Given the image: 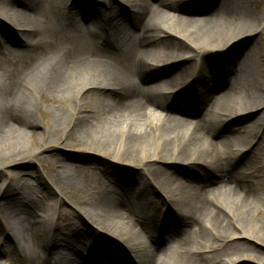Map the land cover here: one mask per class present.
Instances as JSON below:
<instances>
[{
    "label": "bare ground",
    "instance_id": "obj_1",
    "mask_svg": "<svg viewBox=\"0 0 264 264\" xmlns=\"http://www.w3.org/2000/svg\"><path fill=\"white\" fill-rule=\"evenodd\" d=\"M67 1L0 0V176L28 132L52 162L38 176L48 208L0 184V263L164 264L172 248L174 264H264V3L93 0L81 22ZM54 196L96 228L65 221Z\"/></svg>",
    "mask_w": 264,
    "mask_h": 264
},
{
    "label": "rangeland",
    "instance_id": "obj_2",
    "mask_svg": "<svg viewBox=\"0 0 264 264\" xmlns=\"http://www.w3.org/2000/svg\"><path fill=\"white\" fill-rule=\"evenodd\" d=\"M92 1L93 0H79V1L77 0L78 4H76L75 2H72V0H68L67 2L68 3L72 2L73 4L71 6V10L73 11V13H75V12L78 13L79 11H81L83 9H86L87 8L86 5L89 4ZM150 1L156 2L157 0H150ZM118 3L119 4L121 3V5L124 6V4L127 3V2L125 0H117L116 4H118ZM263 3H264V0H261L260 3H257V5H256V9L258 10L259 13H261V11H262V6H263L262 4ZM187 6H189V5H187ZM195 6L196 5H194L193 8H195ZM199 7L202 8V6H199ZM200 8L198 10H192V9L188 8L190 11L189 12L188 11H184L185 15H187V16L189 15V16H192V17H202L205 14L209 13L208 9H204V8L200 9ZM76 17L81 19V16H80L79 13H78V15ZM0 20H1V22L5 23V24L10 25L2 16L0 17ZM81 22H83V21L81 20ZM172 25H173L172 27L176 31L177 30H181L182 31L184 29V26H182V24H176L175 23V24H172ZM263 25H264V21H263V24H261L259 29H261L263 27ZM103 30L105 31L106 34H109V32H110V29H109L108 26L105 27V29H103ZM14 32H16L15 28H14ZM1 42L4 43V41H1ZM17 42H18V40L15 41L14 43H17ZM255 42L261 48V50L264 52V38H263V40L262 39H259L258 41L255 40ZM239 44H240V46L242 48L246 47V45H247V43L244 42V41H240ZM223 50L224 49H220V52L222 53ZM220 52H218L217 54H221ZM217 54H207L206 58H207V60H212V62H213L214 61L213 59H215V56ZM181 61L182 60H180V59H174L172 61H168V62L160 65L159 69L162 72V76H160L159 78H154V79L150 80V82H148V83L156 82V81H159V80H167L172 75V73H174L173 71H175L176 68H179L182 65ZM263 63H264V60H263ZM177 84L178 83H174L173 85H168L166 87L164 86L165 92L170 93V92L176 91L177 88L179 87ZM189 90H190V88H189ZM95 98H96V96H94V93H90L89 96L84 98V101L88 105V104L92 103L95 100ZM37 99L40 100L39 97H37ZM40 101L42 103L41 104L42 108L45 109V103L42 102V100H40ZM194 111H192V112H194ZM242 114H244V113H242ZM190 116L194 118L196 116V113H191ZM222 116L225 117V115H222ZM46 117H47L46 114L42 113L41 116H38V119L40 121H43V120H45ZM193 118H191V119H193ZM250 118H254V115L248 116L247 120H249ZM243 121L244 122H242L241 124H238V126L246 127L247 121H245V118L243 119ZM40 138H41L40 135L35 131L33 133H31V132L26 133L20 139L19 145L26 151V155H25V157L22 159V161L20 163H18L16 166L9 167L8 170L5 171L0 176L1 177L0 178V184H2V183L6 184L8 182L11 183V184H17L19 186V188H21L20 189L21 191L26 192V193H30V194H32V196L36 195V197L38 199H41L40 202H39L40 205H41L40 206L41 208L42 207L43 208L44 207L48 208L46 206V204H45L46 201L41 197L42 192L46 191L44 189L45 185L42 183V181H40L41 179L38 178V176H40V172L43 173V172L47 171L48 167L50 166V164H52V162H51L49 156H47V151L46 150H42ZM74 148H75V146L71 145V146H69V148H61V149H59L57 151L61 155H64L65 153L70 154V153H72ZM220 150H221V153H222V151L224 152L223 149H220ZM150 162H154L156 165H163V163L158 162V161H150ZM56 166L59 167L58 165H56ZM163 166L166 167L168 165L164 164ZM172 167H175L173 170L178 172V174L179 173L181 174L179 177H181L183 179L185 178L186 172H185L184 168H188V166H186V165L184 166V165H181V164H179V165L176 164V166L173 165ZM238 170H242V169H235L233 171V175L237 176L236 172H238ZM27 173H29V174H27ZM149 192H150V189H148L147 194H149ZM152 193L153 192H151V196L154 197L155 199H158L160 197L158 194H156V192H155L156 195L154 193L153 194ZM56 198L60 199L58 196H54V197H51L50 200H48L49 201L48 203L53 205L52 207L55 206V207L59 208L60 210H62L65 213V216H64L65 217V221L68 220L71 223H73L74 225H77V226H80V227H83V226L87 225V226L93 227V229L96 228L93 224H91L92 222L90 223L89 220H85L84 217L81 218L80 214H78V212L74 209V198L72 199V198L69 197L70 199H66L65 202L61 201L60 204H57V206H56V204H55L56 202L54 200ZM156 203H158V202L157 201L149 202V205L152 204V206H155ZM164 207H167V206H164ZM172 207L175 208L174 206H172ZM144 210H147V209L144 208ZM65 221L59 219L60 224L65 223ZM261 231L264 233V226L261 228ZM152 234L156 235L155 231H153ZM120 238L121 239L119 240V243H123L122 240H124V238L123 237H120ZM142 240H144V237H142V235H141V237L139 238V241H142ZM57 242H58V244L63 243L64 244L62 246L63 248H67V247H65V245H67V244H69V246H71V247H77V248L81 247L83 245L82 241L79 242V241H75V240H70L69 243H68V241L63 242L62 240H57ZM3 245H4V243H3ZM63 251H66V250L64 249ZM172 252H174V251L172 250V248H170L169 251H167V253H166V256H165L166 258L164 257L165 259H167L169 261V264H174L173 263L174 261L170 258V254ZM5 255H6V253H4L3 257H1L2 259H1V263L0 264L4 263L5 258H6ZM1 256H2V253H1ZM168 261H166V263H164V264H168L167 263ZM73 263L75 264L76 262H73ZM239 264H250V263L242 262V263H239Z\"/></svg>",
    "mask_w": 264,
    "mask_h": 264
}]
</instances>
